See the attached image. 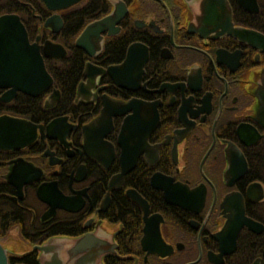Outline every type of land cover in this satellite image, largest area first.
Masks as SVG:
<instances>
[{"label":"flooded vegetation","instance_id":"af4514ba","mask_svg":"<svg viewBox=\"0 0 264 264\" xmlns=\"http://www.w3.org/2000/svg\"><path fill=\"white\" fill-rule=\"evenodd\" d=\"M2 15L51 77L30 95L0 75V117L30 126L0 148L7 264H264V0H0ZM65 42L84 55L67 108L46 67Z\"/></svg>","mask_w":264,"mask_h":264},{"label":"water","instance_id":"95a60500","mask_svg":"<svg viewBox=\"0 0 264 264\" xmlns=\"http://www.w3.org/2000/svg\"><path fill=\"white\" fill-rule=\"evenodd\" d=\"M87 28L88 26L75 41V45L82 47L85 51H87V47L84 38L88 33ZM228 32L240 39H245L247 35L250 34L249 30L237 27L229 28ZM42 51L44 56L49 58H56L63 54V50L58 45L45 44ZM84 73L86 76L88 75L87 71ZM0 75L4 77L2 80L4 85L12 84L30 95H34L46 89L51 83V77L44 68L35 44H28L25 32L18 17L15 15L0 16ZM25 77L27 78L25 79ZM82 87L83 83L77 85V94ZM12 92L14 91L12 90ZM258 97L261 98L262 101L263 95L261 91ZM262 104L263 102H261V108ZM64 119V117L57 118L53 122H60ZM259 119H262L261 123L264 125L262 113H259ZM51 124L52 123L48 125L50 126ZM24 127L30 129L29 123L19 119L0 117V148H11L13 147L11 145L12 143H17L19 146L26 144L29 141L28 138V140H20L22 139L21 133L24 131ZM157 186L165 193L163 185ZM45 252L46 251L43 250V253ZM48 252L49 259H55L52 255V251L48 250L47 253ZM6 258V250L0 245V264H7Z\"/></svg>","mask_w":264,"mask_h":264},{"label":"trees","instance_id":"16d2710c","mask_svg":"<svg viewBox=\"0 0 264 264\" xmlns=\"http://www.w3.org/2000/svg\"><path fill=\"white\" fill-rule=\"evenodd\" d=\"M64 45L68 48L67 56L60 62L47 63L46 67L53 78L54 86L59 87L61 91V98L58 105L67 108L69 107V102L71 104L74 85L80 78V70L84 55L81 51L72 47L71 42H65ZM20 104L27 105L28 107H35V104L31 102H21Z\"/></svg>","mask_w":264,"mask_h":264}]
</instances>
